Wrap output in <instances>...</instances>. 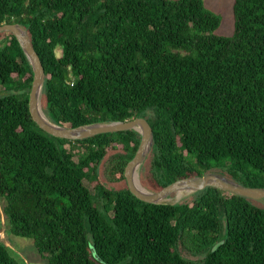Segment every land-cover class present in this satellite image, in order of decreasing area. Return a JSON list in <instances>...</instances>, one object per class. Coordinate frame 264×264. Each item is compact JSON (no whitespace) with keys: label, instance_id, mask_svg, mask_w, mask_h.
Returning <instances> with one entry per match:
<instances>
[{"label":"trees","instance_id":"1","mask_svg":"<svg viewBox=\"0 0 264 264\" xmlns=\"http://www.w3.org/2000/svg\"><path fill=\"white\" fill-rule=\"evenodd\" d=\"M233 16L221 35L203 0H0V24L23 25L41 60L51 121L147 119L154 191L210 171L264 187V0H234ZM31 82L16 37L0 32L3 212L47 264H264L263 204L216 187L138 199L124 171L140 134L50 135L29 112ZM0 264L26 263L0 239Z\"/></svg>","mask_w":264,"mask_h":264},{"label":"water","instance_id":"2","mask_svg":"<svg viewBox=\"0 0 264 264\" xmlns=\"http://www.w3.org/2000/svg\"><path fill=\"white\" fill-rule=\"evenodd\" d=\"M4 31L11 32L16 37L31 65L32 82L29 90L28 108L32 119L42 130L55 137L69 140L84 139L100 133L131 129L140 134V141L136 152L127 163L124 171L126 185L130 192L138 199L148 203H168L165 199L172 193H194L206 187H216L230 194L252 199L264 205V187L246 186L214 171L175 180L157 191L145 188L139 180L137 170L149 154L153 144V132L147 119L138 116L124 121L94 122L79 126L60 125L51 121L41 107V93L45 82L44 68L37 52L32 46L26 28L20 23H2L0 24V32ZM224 240L223 238L215 243L211 251H214Z\"/></svg>","mask_w":264,"mask_h":264},{"label":"rangeland","instance_id":"3","mask_svg":"<svg viewBox=\"0 0 264 264\" xmlns=\"http://www.w3.org/2000/svg\"><path fill=\"white\" fill-rule=\"evenodd\" d=\"M204 4L207 8L212 10L213 12L219 14L222 18L221 23L216 30V33L221 35H231L234 30V16H233V3L234 0H203ZM58 53V52H57ZM2 87L0 86V90ZM42 107V105H41ZM43 110V108H42ZM44 112V110H43ZM45 113V112H44ZM46 115V114H45ZM146 159V158H145ZM144 162L138 168V176L141 184L149 189L144 182L147 179V171L144 167ZM87 187L93 193V185L88 180L84 181ZM151 190V189H149ZM154 191V190H152ZM192 193L190 192H181V193H172L165 199L168 202H178L188 198ZM5 205V201L2 197H0V239L6 245L12 255L21 259L26 264H47L45 258H43L36 250L32 239L15 236L9 233L7 220L5 214L3 212V207Z\"/></svg>","mask_w":264,"mask_h":264},{"label":"bare ground","instance_id":"4","mask_svg":"<svg viewBox=\"0 0 264 264\" xmlns=\"http://www.w3.org/2000/svg\"><path fill=\"white\" fill-rule=\"evenodd\" d=\"M42 114H43V113H42ZM43 117L45 118L44 114H43ZM179 193H181V192H179ZM194 195H195V193H194ZM185 199H186V198H185ZM188 199H189V198H188ZM188 199H187V200H188ZM182 202H184V201H182Z\"/></svg>","mask_w":264,"mask_h":264}]
</instances>
